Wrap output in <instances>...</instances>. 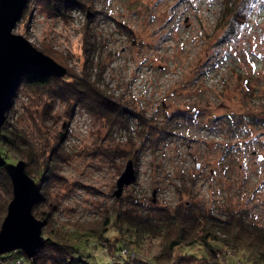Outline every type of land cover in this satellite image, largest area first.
Masks as SVG:
<instances>
[{
	"label": "rangeland",
	"instance_id": "1",
	"mask_svg": "<svg viewBox=\"0 0 264 264\" xmlns=\"http://www.w3.org/2000/svg\"><path fill=\"white\" fill-rule=\"evenodd\" d=\"M69 2L66 17L28 2L13 33L88 78L117 108L107 121L26 87L16 93L8 132L15 137L12 131H21L38 151L28 167L43 187L34 208L45 222L43 237L67 240L93 263L152 258L165 246L163 236L127 233L124 212L158 214L152 208L184 205L219 221L232 212L235 222L264 231V0ZM47 100L52 110L40 122L42 138L31 127L29 109L39 105L43 114ZM177 109L196 117L171 119ZM15 139L13 149L1 145L0 152L11 164L28 165L32 148ZM130 161L136 180L117 197ZM46 165L50 174L42 182ZM12 199V187L0 180V212L7 202L0 230ZM219 221L204 219L198 232L206 227L225 237ZM222 252L223 264H253L261 255ZM174 254L193 255L191 264L213 262L200 242L182 243ZM0 264L32 260L15 253Z\"/></svg>",
	"mask_w": 264,
	"mask_h": 264
},
{
	"label": "trees",
	"instance_id": "2",
	"mask_svg": "<svg viewBox=\"0 0 264 264\" xmlns=\"http://www.w3.org/2000/svg\"><path fill=\"white\" fill-rule=\"evenodd\" d=\"M33 1H36V3L42 6L41 8L43 11L50 15L66 17L64 10L70 8L69 4L71 2L69 1L72 0L66 1L62 6H59L57 3L58 0H44V2L40 3V0H29L28 2L30 4ZM21 87H26L32 91L48 95L50 98L49 100L52 99V101L58 99L67 105L68 110H71L74 106L78 105L93 112L99 119L102 118L107 121H112L113 117L115 118L113 113L115 112L114 110L117 108V105L112 101V99L88 78L78 77L70 71H68L67 76L64 78L25 74L17 87L14 97ZM51 110L52 105L48 103V100L45 103L42 112L43 114L40 112L39 105H37V107H33V109H29V122L31 127L34 130H38V132L41 133L40 135H42V138L44 136V132H41L42 125L40 122H42L44 114L48 115ZM117 113H119L120 116L124 114L122 109H120ZM171 113L173 114L171 119H195L196 117V114L192 113V115L184 109L172 110ZM67 115H69V113H67ZM7 120L2 129L0 146H9L13 149L16 144L15 137H17V139L21 137V143L27 146L28 150L32 148L26 155L29 160L28 165L26 163V171L30 176H32L33 170H31L28 166H31L30 164L32 162L36 160L38 161V151L36 150L34 144H32L30 138H26L21 131H12V134H16L15 137L10 135V132H8L10 131V128ZM143 126H145V130H147L148 127L153 128V126H147V124H144ZM41 137L40 140H42ZM36 142L38 143L37 140ZM7 159L8 158H6V160ZM47 166L48 165H46L45 169H43L44 173L41 176V179L43 180L42 182L48 179V175L46 174H50V172H48L49 167ZM0 180H2L7 190L11 191L12 184L10 178L8 177L5 169L1 167ZM6 203L0 212V218L4 216ZM152 209L157 211L158 214L146 213V211L141 208L137 210L129 209L123 214L125 216V223L128 225L126 232L131 233L132 236H134V234L136 235L135 232H146L153 236H160L161 234L163 236L162 238L165 241V246L162 248L160 253L152 258L142 256L138 258H130L128 256H123V259L118 260L116 263L113 261L93 263L89 259L91 255L81 252L67 240L56 237L55 239L48 238L45 241L44 246L37 251L35 258L32 260V264H191L192 261L195 262V260H197L196 257L189 254L176 256L174 252L182 243H185L186 247H191L199 242L206 246L209 253L212 254L211 260H213V262H209L210 259H206L209 264H223L219 262L218 258L219 255L223 254L222 251L227 248L232 249L234 252L237 250L252 252L253 250L257 257H259L260 254L261 255L260 260H254L251 262L253 264H264V231L260 229L256 230L254 228L251 229V227L245 224L242 220L235 222V214L232 212L229 214V218L227 220L219 221V219L210 215H199L194 211L193 207H185V205L184 208L179 206L174 210L159 207ZM204 219H207L210 224L218 221L221 222L225 237L221 238L211 234L206 227L200 229L201 232L199 233L198 230L201 228V222ZM124 235L125 233L123 236ZM119 242L123 243V240L121 239ZM241 242L244 244L243 246ZM132 244H134L133 241ZM15 253L24 254L21 251L5 254L0 256V260H6L15 255ZM225 264L231 263L228 261Z\"/></svg>",
	"mask_w": 264,
	"mask_h": 264
},
{
	"label": "water",
	"instance_id": "3",
	"mask_svg": "<svg viewBox=\"0 0 264 264\" xmlns=\"http://www.w3.org/2000/svg\"><path fill=\"white\" fill-rule=\"evenodd\" d=\"M29 0H0V138L14 95L25 74L64 78L68 69L13 31ZM0 167L10 178L13 199L0 230V256L21 251L33 260L45 244V222L37 219L34 208L41 200L42 186L26 171L25 161L9 163L0 152ZM136 180L130 161L118 180L116 196Z\"/></svg>",
	"mask_w": 264,
	"mask_h": 264
}]
</instances>
